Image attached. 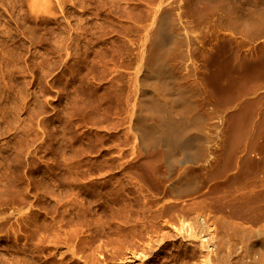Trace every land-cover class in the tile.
<instances>
[{
    "label": "rangeland",
    "instance_id": "1",
    "mask_svg": "<svg viewBox=\"0 0 264 264\" xmlns=\"http://www.w3.org/2000/svg\"><path fill=\"white\" fill-rule=\"evenodd\" d=\"M140 10L126 23L122 0H0V157L9 148L12 171L21 170V178L0 180V264H86L89 257L142 264L141 251L150 256L156 244L157 259L182 253L199 261L207 250L197 232L182 237L183 220H208L212 244L227 250L241 243L236 227L249 225L254 208L264 214V87L257 77L208 88L225 112L227 134L203 166L187 172L202 181L198 190L172 194L182 166L170 165L161 142L145 148L134 129L148 58L145 31L137 28L150 23ZM88 46L99 48L85 60Z\"/></svg>",
    "mask_w": 264,
    "mask_h": 264
},
{
    "label": "bare ground",
    "instance_id": "2",
    "mask_svg": "<svg viewBox=\"0 0 264 264\" xmlns=\"http://www.w3.org/2000/svg\"><path fill=\"white\" fill-rule=\"evenodd\" d=\"M148 2L150 5L141 0H122V14L126 23L142 8V19L150 21L148 25L137 28L145 31L141 52L142 55L147 52L148 58L142 75L143 108L134 123V129L145 148L161 142L170 153V165L182 166L185 174L170 184L172 194L179 196L198 190L202 185L198 177L187 172L195 165L203 166L212 157L211 147L227 134L226 129L229 127L225 123V112L210 100L208 88L215 86L224 90L228 84L249 85L255 77L260 88L264 87V0ZM184 16L188 17L186 23ZM203 22L211 23L209 30L199 29ZM80 36L78 33V45ZM254 41H259L257 50ZM85 48L84 59L89 60L99 47ZM199 72L204 73L203 80L198 76ZM230 97L234 100L236 96ZM198 100L209 109L199 110ZM155 116L161 118L160 124L152 120ZM12 173H17L21 178L20 169L12 171L8 148L6 155L0 157V180L3 177L8 179ZM256 211L254 208L247 227L237 225L236 233L242 241L234 247L228 245L227 250L218 246L216 248V243L213 245L211 242L212 224L205 218H199L196 222L183 220L180 227L183 229L182 237L197 236L193 235L197 232L200 236L199 246L207 250L206 255L199 261H196L195 255L183 257L182 253L166 257L165 260L157 259L155 256H160L162 246L156 244L150 256V252L144 255L145 251H141L145 257L142 264H264V214L259 218ZM116 249H112V253L120 251ZM107 253L103 256L104 261L112 262L111 252ZM136 255L138 252H133L130 257L136 258ZM88 257L89 254L87 260ZM89 259V262L85 259L88 262L86 264L97 263L95 257Z\"/></svg>",
    "mask_w": 264,
    "mask_h": 264
},
{
    "label": "crops",
    "instance_id": "3",
    "mask_svg": "<svg viewBox=\"0 0 264 264\" xmlns=\"http://www.w3.org/2000/svg\"><path fill=\"white\" fill-rule=\"evenodd\" d=\"M222 179H225V177H222Z\"/></svg>",
    "mask_w": 264,
    "mask_h": 264
}]
</instances>
